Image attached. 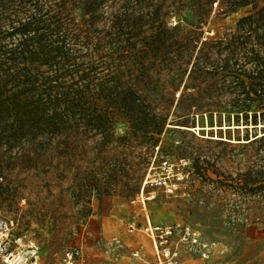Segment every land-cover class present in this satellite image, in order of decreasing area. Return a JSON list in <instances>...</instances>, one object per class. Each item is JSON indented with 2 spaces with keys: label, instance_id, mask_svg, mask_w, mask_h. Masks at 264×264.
I'll return each instance as SVG.
<instances>
[{
  "label": "rangeland",
  "instance_id": "374dc122",
  "mask_svg": "<svg viewBox=\"0 0 264 264\" xmlns=\"http://www.w3.org/2000/svg\"><path fill=\"white\" fill-rule=\"evenodd\" d=\"M124 1L128 13L139 16L146 27L164 24L168 28L164 41L143 45L152 73L166 74L169 64L189 56L192 60L200 42L230 32L248 37L239 44L241 56L246 45L252 49L250 55L264 63V0H247L246 5L225 13L226 4L233 0H213L211 7L208 0ZM104 10L109 17L111 9ZM200 20H204L200 27L193 28ZM96 27L99 32L103 29L100 21ZM108 27L110 34L113 29ZM189 30L200 37L193 49L184 38ZM185 80L184 76L176 84L161 80L149 84L147 100L167 114L166 128L153 148L139 139L127 144L126 127L117 124L114 137L103 147L96 146L97 136H93L80 139L70 154L61 142L40 154L30 153L32 162L16 160L13 153L3 157L0 182L4 186L8 182L11 191L0 193V217L12 220L15 238L38 247L42 264H55L69 248L80 251L76 264H105L114 250L126 264H157L145 230L129 235L124 225L134 215L142 226L141 205H132L130 200L148 173L157 172L155 168L149 171L152 160L155 167L162 157L187 159L188 177L181 186L184 194L167 196L156 190V198L146 202L149 217L157 227L188 224L209 245L208 255L202 257L179 243L174 234L168 244L177 251L172 264H264V121L219 124L213 115L211 124L202 116L188 124L191 127L175 125L173 112ZM220 96L223 100L233 97ZM193 97L196 103L214 100L200 93ZM113 236L122 247H116ZM135 250L139 258L131 256Z\"/></svg>",
  "mask_w": 264,
  "mask_h": 264
},
{
  "label": "trees",
  "instance_id": "16d2710c",
  "mask_svg": "<svg viewBox=\"0 0 264 264\" xmlns=\"http://www.w3.org/2000/svg\"><path fill=\"white\" fill-rule=\"evenodd\" d=\"M208 1L211 7L213 0ZM247 3L233 0L224 13ZM106 8L112 11L110 23ZM150 27L128 13L124 0H0V178L7 153L32 162L30 153L65 142L70 154L80 139L93 136L103 147L117 124L125 125L127 144L139 139L155 147L167 114L147 100L152 81L176 84L186 77L173 112L175 125L187 127L202 116L211 124L213 115L219 124L264 121V63L246 45L240 55L247 36L230 32L200 42L192 60L170 62L166 74L152 73L143 45L164 41L168 28ZM184 38L192 49L200 40L194 30ZM194 93L214 100L196 103ZM9 185L0 182V193L8 195Z\"/></svg>",
  "mask_w": 264,
  "mask_h": 264
},
{
  "label": "built area",
  "instance_id": "2783aa9c",
  "mask_svg": "<svg viewBox=\"0 0 264 264\" xmlns=\"http://www.w3.org/2000/svg\"><path fill=\"white\" fill-rule=\"evenodd\" d=\"M155 158L151 162L150 170L157 169L153 175L146 176L142 187L134 198L130 200V204H139L144 213V221L140 227V223L136 221V217L125 222V231L131 235L142 228L151 238L155 254L157 256V264H172L177 256L176 250H171L168 244L174 234L178 236V242L185 244L190 249H195L202 257L208 255V242L201 239L199 232L192 226L176 222L169 226L157 227L152 224L151 219L146 211V202L155 198L156 190L161 193L170 195L184 194L181 186L185 185L188 177L189 161L185 158L171 161L167 157H162L154 166ZM151 187V190L146 188ZM12 220L0 217V264H42L40 260L39 249L34 244L25 245L21 241V237L15 238L12 235ZM116 247H122L120 239L116 236L112 237ZM80 251L77 248H69L65 250L63 255L55 262V264H76ZM133 258H139V251L131 252ZM105 264H126L123 262L118 252L110 251Z\"/></svg>",
  "mask_w": 264,
  "mask_h": 264
}]
</instances>
